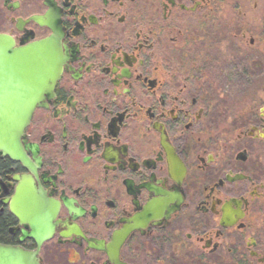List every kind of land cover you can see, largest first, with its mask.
Listing matches in <instances>:
<instances>
[{
    "label": "flooded vegetation",
    "instance_id": "1",
    "mask_svg": "<svg viewBox=\"0 0 264 264\" xmlns=\"http://www.w3.org/2000/svg\"><path fill=\"white\" fill-rule=\"evenodd\" d=\"M0 35L60 69L0 155V245L39 264H264V0H0Z\"/></svg>",
    "mask_w": 264,
    "mask_h": 264
},
{
    "label": "water",
    "instance_id": "2",
    "mask_svg": "<svg viewBox=\"0 0 264 264\" xmlns=\"http://www.w3.org/2000/svg\"><path fill=\"white\" fill-rule=\"evenodd\" d=\"M47 47L35 43L12 53L11 40L0 35V155L10 159L19 155V142L34 110L53 95L60 76L54 54L43 55ZM19 194L23 201L22 191ZM41 234L46 237L49 231ZM0 264H39V259L36 253L0 245Z\"/></svg>",
    "mask_w": 264,
    "mask_h": 264
},
{
    "label": "rangeland",
    "instance_id": "3",
    "mask_svg": "<svg viewBox=\"0 0 264 264\" xmlns=\"http://www.w3.org/2000/svg\"><path fill=\"white\" fill-rule=\"evenodd\" d=\"M262 18H263V10H262L261 16L259 17V19L255 23L256 35L254 37H255L256 40H258V43L255 46V48L257 47V49H260V47H261V45L263 43V39L259 36V33L257 32V30H262L263 29V25H261V22L263 20ZM263 64H264V62H263ZM258 91H259V86H258Z\"/></svg>",
    "mask_w": 264,
    "mask_h": 264
}]
</instances>
